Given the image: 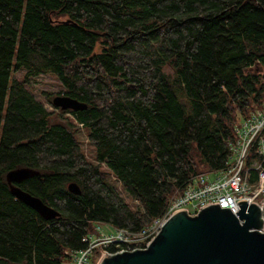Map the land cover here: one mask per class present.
<instances>
[{
    "label": "trees",
    "instance_id": "16d2710c",
    "mask_svg": "<svg viewBox=\"0 0 264 264\" xmlns=\"http://www.w3.org/2000/svg\"><path fill=\"white\" fill-rule=\"evenodd\" d=\"M40 75L86 108L51 121ZM263 101L264 0H0V264H64L96 222L148 225L190 176L226 167ZM19 167L37 173L14 184L58 216L14 197Z\"/></svg>",
    "mask_w": 264,
    "mask_h": 264
},
{
    "label": "water",
    "instance_id": "95a60500",
    "mask_svg": "<svg viewBox=\"0 0 264 264\" xmlns=\"http://www.w3.org/2000/svg\"><path fill=\"white\" fill-rule=\"evenodd\" d=\"M55 108L79 111L86 104L67 95L52 99ZM37 171L19 167L6 173L14 197L44 219L59 212L14 183ZM232 213L225 202L204 205L195 215L180 209L170 215L144 249L106 255L97 264H264V204L238 200Z\"/></svg>",
    "mask_w": 264,
    "mask_h": 264
},
{
    "label": "built area",
    "instance_id": "2783aa9c",
    "mask_svg": "<svg viewBox=\"0 0 264 264\" xmlns=\"http://www.w3.org/2000/svg\"><path fill=\"white\" fill-rule=\"evenodd\" d=\"M233 130L234 139L228 144L231 154L224 169L199 172L190 176L183 188L170 198L163 214L137 231L115 227L106 222H96L93 231L82 237V249L64 251L69 258L66 264H86L93 252L97 255V264L106 255L110 256L123 250L144 249L158 233L164 221L180 209H184L189 215H195L204 205L225 202L232 213H235L240 209L238 200H248L262 209L264 101L236 123ZM100 223L114 230L104 231ZM261 231H264V228Z\"/></svg>",
    "mask_w": 264,
    "mask_h": 264
},
{
    "label": "rangeland",
    "instance_id": "374dc122",
    "mask_svg": "<svg viewBox=\"0 0 264 264\" xmlns=\"http://www.w3.org/2000/svg\"><path fill=\"white\" fill-rule=\"evenodd\" d=\"M22 72L20 73V75ZM31 90L34 93V95L40 99L41 101L44 102L45 107L49 110L52 111V115L50 117L51 121H62L61 116L59 112L50 104L47 100V97L52 101L53 97L56 95H62L60 92L62 87L58 80L55 79V76L53 75H40L36 77L35 79L31 80ZM69 114H64V117H68ZM75 135L78 139V141L81 144L82 151L86 154V156L89 159H92L93 155V148L92 146L88 143L86 139V133L84 129H76ZM212 176V175H211ZM116 187L120 190L119 188V183H115ZM120 194L127 200L125 197V194L120 191ZM101 227L103 228L104 231L107 232H112L114 229L112 227L107 226L104 223H100ZM97 255L93 252L90 254L89 259L86 264H95ZM62 262L66 264L69 262V258L66 256L65 258H61Z\"/></svg>",
    "mask_w": 264,
    "mask_h": 264
}]
</instances>
